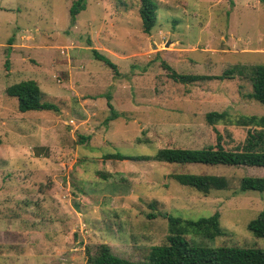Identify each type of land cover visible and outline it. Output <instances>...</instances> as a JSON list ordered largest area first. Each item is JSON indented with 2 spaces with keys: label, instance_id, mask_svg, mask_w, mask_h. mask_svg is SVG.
Returning a JSON list of instances; mask_svg holds the SVG:
<instances>
[{
  "label": "rangeland",
  "instance_id": "374dc122",
  "mask_svg": "<svg viewBox=\"0 0 264 264\" xmlns=\"http://www.w3.org/2000/svg\"><path fill=\"white\" fill-rule=\"evenodd\" d=\"M74 1L0 0V264H88L87 253L102 244L142 261L166 241L165 212L191 220L219 212L222 234H190L192 243L264 249V238L246 228L264 209V191L240 190L242 178L264 177V167L103 158L201 148L216 133L225 149L240 147L250 127L237 117L264 116V104L247 96L251 81L183 84L163 63L212 76L264 65V0H154L148 34L139 0H85L72 23ZM27 79L57 111L18 110L5 89ZM109 104L118 116L108 120ZM211 111L229 119L209 124ZM186 172L223 176L228 185L204 194L172 178Z\"/></svg>",
  "mask_w": 264,
  "mask_h": 264
},
{
  "label": "trees",
  "instance_id": "16d2710c",
  "mask_svg": "<svg viewBox=\"0 0 264 264\" xmlns=\"http://www.w3.org/2000/svg\"><path fill=\"white\" fill-rule=\"evenodd\" d=\"M85 0H75L69 13L73 23L76 15L85 9ZM157 4L154 0H139L138 13L141 19V26L144 33H150L156 22ZM10 38L8 43L11 44ZM10 47L6 48V55L10 53ZM92 55L96 60L104 62L113 72L117 74V65L110 59L103 56L96 49H92ZM8 67V58L6 59ZM163 66L170 70L169 77L179 83L189 84L205 79H225L234 75L247 77L252 83V91L247 94L264 104V65L256 64L251 66H234L224 70L220 75H198L180 74L163 63ZM8 96L17 98V108L20 112L30 110H58V107L50 102L42 100V92L38 83L33 79L22 80L11 84L5 89ZM109 97V96H107ZM109 119L118 116L112 109ZM209 124L220 120L229 119L227 112L211 111L205 115ZM239 126L250 127L247 131L244 143L237 149H225L222 144V137L216 133L215 144L201 148H173L164 147L158 149L152 155H126L121 152L104 154V159H133V160H155L169 164H202V165H224V166H257L264 167V116L241 115L235 120ZM89 137H82L88 139ZM179 184L193 188L196 191L207 194L212 189H225L228 185L225 177L210 174L198 173H174L172 174ZM240 190L264 191V177H244L240 183ZM153 207V206H152ZM154 208V207H153ZM157 213L148 214V217H155ZM168 222L166 241L163 244L150 247L146 258L142 261H131L113 254L106 244L100 245L96 255L87 253L88 264H264V249L244 248L236 245L208 246L192 243L187 236L202 235L214 238L222 234L219 223V212H214L207 217H200L195 220L184 219L172 216L169 213H162ZM247 230L257 238H264V209L255 218L250 220L246 226Z\"/></svg>",
  "mask_w": 264,
  "mask_h": 264
}]
</instances>
